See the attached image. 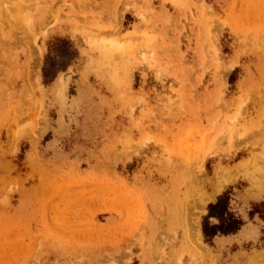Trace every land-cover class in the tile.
Wrapping results in <instances>:
<instances>
[{
  "label": "rangeland",
  "instance_id": "1",
  "mask_svg": "<svg viewBox=\"0 0 264 264\" xmlns=\"http://www.w3.org/2000/svg\"><path fill=\"white\" fill-rule=\"evenodd\" d=\"M0 264H264V0H0Z\"/></svg>",
  "mask_w": 264,
  "mask_h": 264
}]
</instances>
